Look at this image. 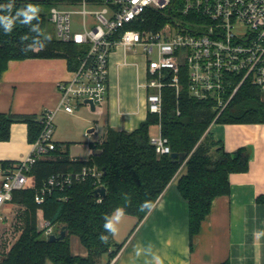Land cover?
Masks as SVG:
<instances>
[{
    "label": "trees",
    "instance_id": "16d2710c",
    "mask_svg": "<svg viewBox=\"0 0 264 264\" xmlns=\"http://www.w3.org/2000/svg\"><path fill=\"white\" fill-rule=\"evenodd\" d=\"M76 1L79 0H0V5L13 3L12 15L27 4L40 9L38 19L32 21V24L39 25V33L30 31L29 25L17 21L11 34H5L0 25V76L11 60L27 58L63 57L71 70L77 69L88 47L62 42L47 33L51 7L61 2ZM7 14L0 10V15ZM144 17L146 20L142 28L155 31L168 20L166 14L151 9L145 11ZM181 85L178 95L174 87L163 89L161 115L149 112L140 126L131 132L108 129L102 141L95 145L102 150L101 154L91 155L89 160H72L69 152L62 151L58 144L56 150L41 157L29 174L27 188L13 194L12 202L24 207V226L9 251L1 257L0 264H101L103 260H106L105 264H110L122 245L105 232V215L124 207L125 213L135 216L139 223L175 177L177 189L188 203L193 242L214 200L230 193V174L246 171L250 165L249 150L242 148L237 153L226 151L223 142L211 132V125L216 122L264 121V101L258 87L245 83L217 116L218 109L213 99L191 97L184 68ZM37 118V115L0 112V141L9 140L12 124L20 121L28 124L29 141H36L42 131ZM157 124H161L162 133L168 138L171 153L187 154L185 165L184 161L173 159L171 153H157L150 140L151 126ZM9 164L3 162L1 165ZM94 164L104 171L102 182L107 189L106 195L99 201L93 179L64 190L56 189L43 204L44 216L54 226L55 234H60L63 228L67 232L63 239L50 241L38 226V205L34 198L36 189L51 175L75 172L83 165ZM126 196L130 197L129 205H125ZM258 200L264 202V194ZM146 201L152 206L140 211ZM102 234L109 236L107 243L100 241ZM73 235L79 238L87 255L73 252Z\"/></svg>",
    "mask_w": 264,
    "mask_h": 264
},
{
    "label": "built area",
    "instance_id": "2783aa9c",
    "mask_svg": "<svg viewBox=\"0 0 264 264\" xmlns=\"http://www.w3.org/2000/svg\"><path fill=\"white\" fill-rule=\"evenodd\" d=\"M148 9L168 16L156 31L142 28ZM74 13L82 18V30L74 28ZM48 17L58 40L88 47L81 64L73 70L74 76L58 83L60 106L69 113L79 105H90L88 100L96 107L105 104L110 57L120 46L145 55L147 87L152 89L147 95L151 113L162 114L166 86L179 94L183 68L191 97L213 99L218 115L245 83L264 90V0H79L51 7ZM55 114V109H45L37 118L42 131L27 158L0 165V220L3 206L12 202L14 192L27 188L37 161L57 149ZM150 140L158 154L171 153L161 124L160 132ZM103 174L95 164L83 165L75 172L51 175L36 189L39 228L46 238L54 233V226L44 216L46 198L56 189L88 179L99 188ZM98 196L101 201L102 196Z\"/></svg>",
    "mask_w": 264,
    "mask_h": 264
},
{
    "label": "crops",
    "instance_id": "0c3cea01",
    "mask_svg": "<svg viewBox=\"0 0 264 264\" xmlns=\"http://www.w3.org/2000/svg\"><path fill=\"white\" fill-rule=\"evenodd\" d=\"M131 65L136 66L134 73L128 71ZM73 76L63 57L11 60L0 76V112L39 117L45 109H55L54 140L72 160L98 155L95 145L108 129L131 132L148 117L147 95L152 89L147 87V61L142 52L121 46L112 52L106 102L95 110L84 104L69 113L60 106L58 83ZM210 130L226 151L249 150L248 170L230 174V193L214 200L193 242L188 203L175 177L139 223L125 213L114 236L122 246L110 264H154L152 254L163 264H264V234H259L264 233V202L258 200L264 194V121L216 122ZM32 151L28 124L15 122L10 139L0 141V165L18 163ZM11 203L3 206V213L11 209ZM79 241L73 252L85 256L88 252ZM137 246L150 248L151 253L137 256Z\"/></svg>",
    "mask_w": 264,
    "mask_h": 264
},
{
    "label": "clouds",
    "instance_id": "9594fccd",
    "mask_svg": "<svg viewBox=\"0 0 264 264\" xmlns=\"http://www.w3.org/2000/svg\"><path fill=\"white\" fill-rule=\"evenodd\" d=\"M12 9H13V3L9 2L6 5H0V10L6 11L7 15H0V25L3 26V30L5 34H11L13 27L15 26L16 22L19 21L22 25H29L30 31L39 33V25L38 24H32L33 20L38 19V14L40 9L37 6H34L33 4H27L25 7L18 9L15 12V15H12ZM24 39H27V37H24ZM42 47V45H41ZM31 48V46H29ZM125 205L130 204V197L126 196L125 198ZM151 202H144L141 207L140 211H144L145 209L150 208ZM125 215V209L124 207H118L116 208L111 215H105L104 217V229L105 232L111 234L112 236H115L118 232V225L122 221L123 217ZM264 234V233H259ZM100 241L102 243H107L109 236L108 235H100L99 237ZM136 255L140 256L142 253L147 251L148 253H151V249L148 250L142 249L141 247L137 246L136 248ZM152 261L154 264H163L162 259L155 254H152Z\"/></svg>",
    "mask_w": 264,
    "mask_h": 264
},
{
    "label": "rangeland",
    "instance_id": "374dc122",
    "mask_svg": "<svg viewBox=\"0 0 264 264\" xmlns=\"http://www.w3.org/2000/svg\"><path fill=\"white\" fill-rule=\"evenodd\" d=\"M77 2V1H76ZM70 2H61L57 5L59 6H65ZM78 6H75L76 8ZM81 16L80 14H73V25L74 28L77 30H82V25H81ZM87 20L90 22L92 21V17L88 16ZM50 36H54L57 38V33H56V28L55 25L50 22L48 26V32ZM134 68H136L135 65H131L128 70L131 73H134ZM217 110V109H215ZM219 113V110H217ZM217 113V115H218ZM160 132V124L153 125L151 126V135H156ZM187 160V159H186ZM186 160L183 162V165H185ZM13 206L11 207L10 210L5 214L3 213L2 219L0 220V259L3 255L9 251L11 246L14 244V242L17 240V237L20 236L21 233H19L20 230L23 229L24 226V220H23V210L24 207H21L20 205L12 202L11 203ZM37 219H38V226H39V216L37 214ZM22 232V231H21ZM59 235V234H57ZM76 241H79V238L76 235H73L71 237V242L73 243L72 250L76 251V246L75 243ZM80 247L81 243L80 241L78 242ZM106 260H103L101 264H105Z\"/></svg>",
    "mask_w": 264,
    "mask_h": 264
},
{
    "label": "water",
    "instance_id": "95a60500",
    "mask_svg": "<svg viewBox=\"0 0 264 264\" xmlns=\"http://www.w3.org/2000/svg\"><path fill=\"white\" fill-rule=\"evenodd\" d=\"M86 102H89L90 105H91L92 110H95L96 106H95V104H94V102L92 100H88ZM95 152L100 154V153H102V150L101 149H97ZM171 157L173 159L179 161V162H182V161H185L187 159V154L186 153H176V152H174V153H171ZM106 193H107V189H106L105 186H101V187L96 189V194L97 195L104 196V195H106ZM66 232H67L66 229L63 228L59 235H57L55 233L51 234L49 236V240L50 241H56V240H59V239H63L65 237V235H66Z\"/></svg>",
    "mask_w": 264,
    "mask_h": 264
}]
</instances>
